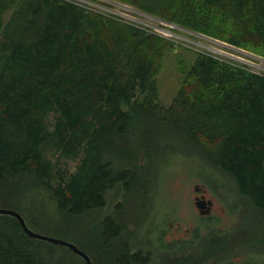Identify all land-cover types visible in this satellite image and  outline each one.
I'll use <instances>...</instances> for the list:
<instances>
[{
  "label": "trees",
  "instance_id": "16d2710c",
  "mask_svg": "<svg viewBox=\"0 0 264 264\" xmlns=\"http://www.w3.org/2000/svg\"><path fill=\"white\" fill-rule=\"evenodd\" d=\"M130 1L264 57V0ZM167 46L72 0H0V207L73 242L92 264L103 252L112 261L122 224L107 215L81 239L75 220L102 208L113 189L148 188L158 158L193 152L227 175L246 221L264 227V73L198 53L187 73L196 85L165 107L156 77ZM43 193L53 216L38 213ZM65 256L85 264L0 215V264H72Z\"/></svg>",
  "mask_w": 264,
  "mask_h": 264
},
{
  "label": "rangeland",
  "instance_id": "374dc122",
  "mask_svg": "<svg viewBox=\"0 0 264 264\" xmlns=\"http://www.w3.org/2000/svg\"><path fill=\"white\" fill-rule=\"evenodd\" d=\"M72 1L86 5L103 14L114 16L126 25H133L139 30L167 42L168 46L164 49L161 58V69L156 77L158 101L162 106H169L181 87L196 85L195 82L188 79L187 73L198 53H208L221 60L243 66L249 71L264 73L263 56L167 22L163 19V14L166 12L163 9L145 11L130 0ZM76 163L77 161H68L66 167L69 171H74ZM153 167L152 165L147 167L148 173L150 171L151 175L155 174L150 176L152 182L148 188L144 190L136 186L126 194L120 189L109 191L105 205L87 213L84 217L76 219L71 233L83 239L85 232L88 234L98 230L100 220L110 215L115 217L124 227L121 236H132L138 222L141 221V213L144 212L146 205L149 206L147 217L152 215V219H156V222H162L164 219L192 222L194 221V203L191 196L194 194L193 187L195 184L203 185L207 189V195L213 197L217 206L225 205L224 202H226L235 207H233V211L229 209L230 212H226L221 217L222 227L231 229L230 223H236V226H240L238 225L240 222H246L248 212L244 201L237 194L227 175L206 163L196 153H167L158 158L153 163ZM37 204L40 206V209L37 207L38 213L42 211L47 217L48 214L52 215V207L44 193ZM24 214L28 219V214L26 212ZM250 222L255 223L254 232L257 233L259 230L264 232V227H261L262 224L258 221L250 219ZM85 225H89V227L86 228ZM30 227L44 235L58 236L50 230ZM90 247H92L91 244H89V249ZM107 253L103 252L100 264L113 263L114 260L111 261ZM66 258L72 264H82L74 256L72 260Z\"/></svg>",
  "mask_w": 264,
  "mask_h": 264
},
{
  "label": "flooded vegetation",
  "instance_id": "af4514ba",
  "mask_svg": "<svg viewBox=\"0 0 264 264\" xmlns=\"http://www.w3.org/2000/svg\"><path fill=\"white\" fill-rule=\"evenodd\" d=\"M193 190L194 221L156 222L152 215L147 217L146 205L133 235L117 239L118 254L112 264H124L125 256L133 259L130 264H264V236L254 232L255 223L222 227L221 217L234 206L226 202L217 206L203 185L195 184Z\"/></svg>",
  "mask_w": 264,
  "mask_h": 264
},
{
  "label": "water",
  "instance_id": "95a60500",
  "mask_svg": "<svg viewBox=\"0 0 264 264\" xmlns=\"http://www.w3.org/2000/svg\"><path fill=\"white\" fill-rule=\"evenodd\" d=\"M196 205H197V207L201 208L200 204L196 203ZM0 215L11 216V217L15 218L18 221V223L21 226L24 233L28 237L36 239V240H40V241L49 242L53 245L66 247L70 251H72L75 255L80 257L85 262V264H92V258L89 255H87L86 253H84L82 250H80L78 248V246L76 244H74L73 242L63 240V239L57 238V237L44 235V234H41V233H38V232L32 230L27 225L24 217L18 211L13 210V209H9V208H1L0 207Z\"/></svg>",
  "mask_w": 264,
  "mask_h": 264
}]
</instances>
